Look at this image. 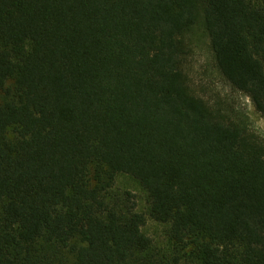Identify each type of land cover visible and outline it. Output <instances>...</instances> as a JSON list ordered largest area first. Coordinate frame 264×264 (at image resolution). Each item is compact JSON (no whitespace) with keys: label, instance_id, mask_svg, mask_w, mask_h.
<instances>
[{"label":"trees","instance_id":"16d2710c","mask_svg":"<svg viewBox=\"0 0 264 264\" xmlns=\"http://www.w3.org/2000/svg\"><path fill=\"white\" fill-rule=\"evenodd\" d=\"M200 29L264 114V0H0V264H264V135L195 93Z\"/></svg>","mask_w":264,"mask_h":264},{"label":"rangeland","instance_id":"374dc122","mask_svg":"<svg viewBox=\"0 0 264 264\" xmlns=\"http://www.w3.org/2000/svg\"><path fill=\"white\" fill-rule=\"evenodd\" d=\"M190 50L187 73L195 93L230 117L243 114L255 130L264 135V114L255 109L248 96L233 89L224 79L216 65L210 40L203 30H197L193 35ZM114 191L134 194L137 211L147 217L143 231L158 247L166 246V226L150 218L147 195L142 186L129 175H119Z\"/></svg>","mask_w":264,"mask_h":264}]
</instances>
